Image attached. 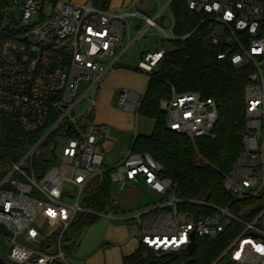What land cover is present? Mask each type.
<instances>
[{"label":"built area","instance_id":"built-area-1","mask_svg":"<svg viewBox=\"0 0 264 264\" xmlns=\"http://www.w3.org/2000/svg\"><path fill=\"white\" fill-rule=\"evenodd\" d=\"M175 0H167V6ZM52 2V14L46 5ZM188 10L207 30L206 42L219 60L236 69L247 68L245 88L246 124L243 152L225 181L234 202L258 204L240 209L209 206L201 214L180 210L176 184L161 176L162 166L150 154L132 151L113 167L110 179L123 192L128 184H145L154 194L170 195L125 215L132 238L160 258L188 253L198 239L230 240L210 264H264V0H185ZM136 6V5H134ZM20 11L17 18L16 11ZM39 19L36 21L37 15ZM0 113L15 117L28 134L40 133L38 143L18 162L0 161V236L9 247L11 264H70L63 243L79 214L113 219L112 207L104 214L85 209L82 202L96 193L104 181L103 149L115 138L106 124L85 123L97 107L99 93L89 95L114 71L123 53L130 26L128 18L156 28L166 41L175 40V20L163 11L154 17L135 10H100L89 0H0ZM141 31L138 38L144 35ZM189 35L183 36L185 40ZM167 45L140 55L137 68L145 75L163 59ZM111 61L108 66L102 62ZM91 82L76 100L79 82ZM89 100L87 111L76 109ZM143 97L123 90L119 108L138 112ZM168 114L167 128L194 138L214 139L219 119L212 99L196 93L177 94L161 101ZM73 134V135H70ZM58 136L64 139L62 157L46 173L36 171L35 162L44 143ZM49 150L55 151L56 144ZM263 195V196H262Z\"/></svg>","mask_w":264,"mask_h":264},{"label":"trees","instance_id":"trees-1","mask_svg":"<svg viewBox=\"0 0 264 264\" xmlns=\"http://www.w3.org/2000/svg\"><path fill=\"white\" fill-rule=\"evenodd\" d=\"M111 0H92L100 10H109ZM160 1V0H158ZM175 20V40H168V48L149 79L139 115L154 121L150 135H136L131 151L150 154L162 166L161 176L171 179L177 187V197L183 201L180 210L201 214L209 206L231 207L238 210L251 202H234L225 190V181L236 167L243 152V132L246 124L245 88L248 83L247 68L236 69L228 60H219L206 42L207 30L200 26V19L190 12L185 0H175L169 8ZM165 17L162 18L164 21ZM189 35L185 40L181 38ZM120 67L118 63L115 67ZM135 70L141 72L137 67ZM144 74V73H143ZM196 93L212 99L218 106L219 119L214 128V139L190 138L167 128L168 114L161 109V101L171 100L173 94ZM73 135V134H70ZM41 134L26 133L18 120L0 113V161H20L39 141ZM50 137L37 157L35 168L43 175L55 163ZM95 194L86 197L82 206L97 214H104L114 204L112 168ZM97 215L79 214L71 227V234L78 237L95 225ZM70 233V232H69ZM230 240L198 239L194 255L181 253L165 255L158 260L144 256L151 253L144 246L124 258V264H171L182 257L186 264H210L227 247ZM190 261H193L191 263ZM7 264H9L7 262Z\"/></svg>","mask_w":264,"mask_h":264},{"label":"rangeland","instance_id":"rangeland-1","mask_svg":"<svg viewBox=\"0 0 264 264\" xmlns=\"http://www.w3.org/2000/svg\"><path fill=\"white\" fill-rule=\"evenodd\" d=\"M77 1V0H74ZM167 1L161 0L157 4V10L152 11L151 9L155 6L154 0H147V15L154 17L160 9H164ZM135 10L134 8H131ZM53 3L49 2L46 5L45 14L46 16L52 14ZM169 9L163 11V15L166 18ZM16 16L19 18L20 11H16ZM39 14L36 17V21L39 19ZM142 20L128 18L125 23L130 26L129 37L128 35L124 40V47L120 53H123L126 48L131 45L126 53L120 59V67L109 72L104 78L102 84L94 89L90 93V97L94 98L99 93V102L102 101L105 95L113 93L118 85L130 86L132 81L127 77L115 78L113 76L115 72L127 73L131 76L136 75L138 78V85L144 84L146 81V75L139 73L135 70L138 59L141 54L147 52H155L162 43L167 45L165 36L161 34L156 28H148L145 30L144 35L138 38L141 31L146 28V24L141 25ZM144 22V21H142ZM163 20H159V24H162ZM141 29V30H140ZM110 60L102 62V65L108 66ZM122 83V84H119ZM91 82L82 80L79 82L78 89L76 92V100H78L90 87ZM122 91L125 89H121ZM89 105V100L83 101L76 109V115L80 116L84 114ZM96 108L91 110L86 115L85 123H93ZM128 123L132 124V129L128 132L118 131L116 136L118 141H113L109 148L103 149L104 155V167L112 168L120 164L124 157L131 152V145L128 141V136L133 142V138L136 135H150L153 130L155 123L154 121L145 118L138 113H134V120L127 119ZM111 136L114 138L113 134ZM123 137H125L123 139ZM56 142V149L54 151L55 160H60L62 157L61 147L64 143V139H59L57 135L54 136ZM36 161L38 159H35ZM54 165V164H53ZM52 165V166H53ZM51 166V167H52ZM113 193L117 201V207L113 210V219L105 217H99L97 223L86 229L78 237L71 234V230L65 238L63 243V250L67 256V260L70 264H124V258L130 256L141 248L140 241L137 238H132L129 234L127 225L128 222L124 219L125 215L130 212L137 211L138 209L151 205L159 201H165L170 199V195H157L152 193L145 184H139L133 186L128 184L123 192H120L118 184H113ZM88 215L87 213H84ZM9 247L2 240L0 236V257L6 262L8 261ZM144 256L151 258L152 260H158L152 253L145 252ZM171 264H186L182 257H179L175 262Z\"/></svg>","mask_w":264,"mask_h":264},{"label":"crops","instance_id":"crops-1","mask_svg":"<svg viewBox=\"0 0 264 264\" xmlns=\"http://www.w3.org/2000/svg\"><path fill=\"white\" fill-rule=\"evenodd\" d=\"M72 1L77 3V4H85L89 0H77V1L72 0ZM160 1L154 0L155 6L151 9L152 11L157 10V8H158L157 4H159ZM164 1H167V0H164ZM134 5H136V6H134ZM166 6H167V4H166ZM131 8H134L135 10H139V11H141L147 15V0H111L110 1V9L113 11L118 12L119 10H122V11L132 13L135 10H133ZM165 9L166 8L160 9V11H164ZM144 24H146V23L141 21L140 26L144 25ZM146 29H147V26L143 31H145ZM120 59H119V62H120ZM113 76H115V78H119V77L121 78L123 76L127 77L128 79H130L132 81V83L130 86H126L125 88H123V86H121V85H118V87L116 88V90L113 91V93L105 95L101 102H99V100H98V105H97L96 111H95L96 117L94 118L93 123L108 125L110 127L111 134H113L115 140L118 141L116 138V136H118V134H119L118 131H120L122 129L121 130L122 132H123V130H125L124 132H127V131L129 132L132 129V124L128 123L126 120L127 119L134 120V113L135 114L137 113V112H134V113L128 112V111H125V110L118 107L117 100H118L119 94L122 92L121 89L133 90L137 94H139L140 96L144 97L149 79H148V77H146L147 79H146L145 83L138 85V83H137L138 78L136 75L131 76L127 73H121L118 70V73L115 72V74ZM119 84H122V83H119ZM85 120H86V118L84 119V121ZM124 138L125 137H123V139ZM131 140L132 139H130V135H129L128 141L130 144L132 143ZM125 158H126V156L124 157V159ZM133 186H137V185H133Z\"/></svg>","mask_w":264,"mask_h":264},{"label":"water","instance_id":"water-1","mask_svg":"<svg viewBox=\"0 0 264 264\" xmlns=\"http://www.w3.org/2000/svg\"><path fill=\"white\" fill-rule=\"evenodd\" d=\"M0 18H1V15H0ZM263 195H264V193H263ZM0 229L6 233L12 235V233H9L3 225H0ZM196 249H197V245L195 243V238H194V242L188 247L187 252L190 256H192V255H194ZM190 262L193 263V261H190ZM0 264H7V262L2 257H0Z\"/></svg>","mask_w":264,"mask_h":264}]
</instances>
